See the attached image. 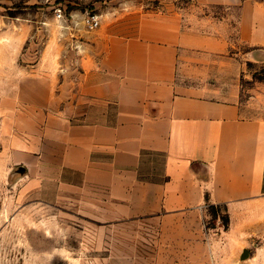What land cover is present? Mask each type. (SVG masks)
<instances>
[{
  "label": "crops",
  "instance_id": "crops-1",
  "mask_svg": "<svg viewBox=\"0 0 264 264\" xmlns=\"http://www.w3.org/2000/svg\"><path fill=\"white\" fill-rule=\"evenodd\" d=\"M191 1L237 8L243 22L256 4ZM110 16L77 61L63 62L60 72L47 66L40 84L21 83L35 85L17 99L36 121L16 156L33 183H54L51 203L67 212L106 224L158 221L161 242L190 251L205 245L201 219L209 205L226 206L233 220L264 196V118L243 117L236 93L217 99L208 86L181 79L228 51L222 33L199 29L175 10ZM147 155L163 157L161 180L168 181L141 180Z\"/></svg>",
  "mask_w": 264,
  "mask_h": 264
},
{
  "label": "rangeland",
  "instance_id": "rangeland-1",
  "mask_svg": "<svg viewBox=\"0 0 264 264\" xmlns=\"http://www.w3.org/2000/svg\"><path fill=\"white\" fill-rule=\"evenodd\" d=\"M253 3L243 22L237 8L197 6L191 0H0V264H264V196L233 220L225 206L211 211L218 217L207 209L201 219L205 245L187 251L161 242L158 221L106 224L67 212L51 203L54 183H33L16 156L36 121L25 115L26 102L17 99L25 90L35 91V85L21 83L33 78L40 84L51 64L60 72L63 62L77 61L80 46L94 43L110 15L136 9L179 11L185 22L225 35L228 51L205 58L204 72L197 66L181 79L208 86L217 99L236 93L243 117L264 118V0ZM59 8L63 21L56 17ZM87 14L101 16L99 29H86ZM17 110L22 116H15ZM20 123L27 133L19 131ZM162 165L163 157L147 155L141 177L162 179ZM245 250L249 256L242 260Z\"/></svg>",
  "mask_w": 264,
  "mask_h": 264
},
{
  "label": "built area",
  "instance_id": "built-area-1",
  "mask_svg": "<svg viewBox=\"0 0 264 264\" xmlns=\"http://www.w3.org/2000/svg\"><path fill=\"white\" fill-rule=\"evenodd\" d=\"M56 17L58 20L63 21L64 20V12L62 9H57L56 11ZM84 26L89 31H95L100 28L101 26V16H98L96 14L90 15L87 14L84 20Z\"/></svg>",
  "mask_w": 264,
  "mask_h": 264
},
{
  "label": "trees",
  "instance_id": "trees-1",
  "mask_svg": "<svg viewBox=\"0 0 264 264\" xmlns=\"http://www.w3.org/2000/svg\"><path fill=\"white\" fill-rule=\"evenodd\" d=\"M141 180H148V179H145V178H142L141 177ZM148 181H151V180H148ZM163 181H168V178H164L163 180H152V182H163ZM222 206H224V205H218V206H215V205H209L208 207H207V209H208V211H209V213L211 214V215H213L214 217H218V214H212V210H215V209H217V208H219V207H222ZM226 207V206H225ZM223 220V223H224V227H225V230H227L228 228H229V217L227 216V218H223L222 219Z\"/></svg>",
  "mask_w": 264,
  "mask_h": 264
},
{
  "label": "water",
  "instance_id": "water-1",
  "mask_svg": "<svg viewBox=\"0 0 264 264\" xmlns=\"http://www.w3.org/2000/svg\"><path fill=\"white\" fill-rule=\"evenodd\" d=\"M248 256H249V253H248L247 250H245L244 253H243V255H242V257H241V259L242 260H245L246 258H248Z\"/></svg>",
  "mask_w": 264,
  "mask_h": 264
}]
</instances>
